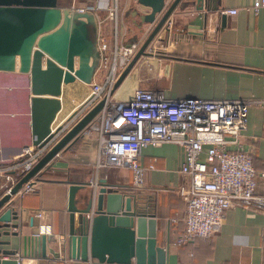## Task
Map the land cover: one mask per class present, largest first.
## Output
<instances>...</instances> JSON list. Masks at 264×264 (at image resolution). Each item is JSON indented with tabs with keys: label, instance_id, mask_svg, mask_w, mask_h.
<instances>
[{
	"label": "crops",
	"instance_id": "1",
	"mask_svg": "<svg viewBox=\"0 0 264 264\" xmlns=\"http://www.w3.org/2000/svg\"><path fill=\"white\" fill-rule=\"evenodd\" d=\"M101 1L56 0V6L72 8ZM252 1L213 0L212 8L207 10H197L191 4L179 8L184 12H172L171 19L204 15V28L212 34L208 39H187L170 36L168 28L158 32L146 46L151 55L146 57L145 65L142 61L140 65H132L112 89L111 97L125 98L135 86L161 89L170 98L264 97V5L254 11ZM116 3L120 42L143 40L150 25L137 32L133 0H116ZM227 8L235 11L230 13ZM96 14L102 18L100 35L106 40L109 21L103 11ZM90 82L91 79L82 82L74 78L60 84L57 96L60 104L51 125L74 111L87 96ZM29 96L26 72L18 71L16 65L11 70L0 69V166L14 161L20 148L31 143ZM95 142L93 132H82L43 166L45 176L33 183V192L10 196L13 203L9 205L16 210V217L10 222L16 225L7 229L15 233L1 234L0 239L9 241L1 246L18 247L21 253L22 240L33 237L34 233H52L54 238L65 236L67 186L75 182L89 187L88 181L94 173ZM235 146L250 151L253 166L264 169V106L247 107L245 128L236 145H229ZM182 156V148L175 143L143 146L138 163L152 167L144 171L142 183L137 187L132 186L131 170L127 167L104 166L96 173L98 179L129 188V193L149 204L155 218L156 241L160 245L167 243V264H264V205L256 199L227 207L219 229L211 235L196 236L184 243L176 241L183 229L185 206L179 188L187 180L179 171ZM254 194L264 196V178H256ZM34 251L26 246L21 264H88L68 258L62 248L56 256L47 248L44 257Z\"/></svg>",
	"mask_w": 264,
	"mask_h": 264
},
{
	"label": "water",
	"instance_id": "2",
	"mask_svg": "<svg viewBox=\"0 0 264 264\" xmlns=\"http://www.w3.org/2000/svg\"><path fill=\"white\" fill-rule=\"evenodd\" d=\"M134 23L137 32L144 25L150 28L137 50L121 70L113 88L125 77L136 59L147 53L146 46L158 32L168 28L172 37L208 39L212 31L204 28L205 16L170 18L172 12L194 5L195 9L212 8L213 0H133ZM178 8V9H177ZM187 12V11H185ZM220 17V24L222 21ZM93 16L73 8H58L56 0H0V69L26 72L29 81V113L31 143L43 142L60 123L51 121L59 108L60 84L74 78L89 82L97 63L95 41L85 33V22ZM95 29V27H94ZM17 63V64H15ZM102 104L96 101L76 122L66 129L33 165L10 187L0 194V235L14 234L7 228L16 217L9 205L10 194L43 167L57 152L81 136L85 124ZM116 183L98 179L96 189L75 182L67 186V227L64 237L52 233H34L18 247H3L0 239V264H21L25 247L34 248L44 257L47 248L53 255L65 249L68 258L88 264H167V243L156 241L155 218L149 204L140 196L125 193ZM1 190L3 187L0 188ZM90 213V216L88 215ZM50 244V246H48ZM56 248V249H53Z\"/></svg>",
	"mask_w": 264,
	"mask_h": 264
},
{
	"label": "built area",
	"instance_id": "3",
	"mask_svg": "<svg viewBox=\"0 0 264 264\" xmlns=\"http://www.w3.org/2000/svg\"><path fill=\"white\" fill-rule=\"evenodd\" d=\"M262 5L264 0H253L251 8L256 11ZM72 8L91 13L94 20L97 63L89 92L67 118L53 124L60 123V127L46 140L23 145L14 161L0 166V188L3 187L0 194L9 193L13 183L59 136L102 98L101 106L82 129L84 133L93 132L96 137L94 173L88 181L92 192L98 184L96 171L104 166L129 168L132 186H140L144 171L152 167L138 163L141 148L171 142L182 148L179 171L187 179L179 188L185 206L178 243L216 232L225 209L231 205H242L251 199L264 205V196L254 194L256 178H264V169L253 166L250 151L229 147L236 145L245 128L247 107L264 106V97L170 98L161 89L135 86L129 96L114 99L111 97L113 84L142 40L120 42L116 0ZM98 10L109 21L106 40L100 35L102 18L96 14ZM225 10L235 11L234 8ZM97 74L98 78L93 80ZM33 188L28 178L13 194H23Z\"/></svg>",
	"mask_w": 264,
	"mask_h": 264
},
{
	"label": "rangeland",
	"instance_id": "4",
	"mask_svg": "<svg viewBox=\"0 0 264 264\" xmlns=\"http://www.w3.org/2000/svg\"><path fill=\"white\" fill-rule=\"evenodd\" d=\"M85 24H86V31H85V33H86V35L92 40V41H94L95 40V29H94V25L92 24V22H85ZM133 39H136V37H133ZM148 55H151V52L149 51L148 53H145V54H142V55H140L137 59H136V61L133 63V66H137V64L138 65H140V63H141V61H142V65H145V59H146V57L148 56Z\"/></svg>",
	"mask_w": 264,
	"mask_h": 264
},
{
	"label": "trees",
	"instance_id": "5",
	"mask_svg": "<svg viewBox=\"0 0 264 264\" xmlns=\"http://www.w3.org/2000/svg\"><path fill=\"white\" fill-rule=\"evenodd\" d=\"M43 176H45V172L43 171V167H41L39 170H37L33 175H31L30 177V182L33 184L39 180H43ZM122 191H124L125 193H129L130 190L129 188H120ZM28 192H33V190H29V191H26L25 193H28ZM10 203H13L11 200H9ZM178 238V237H177ZM176 238V239H177Z\"/></svg>",
	"mask_w": 264,
	"mask_h": 264
}]
</instances>
